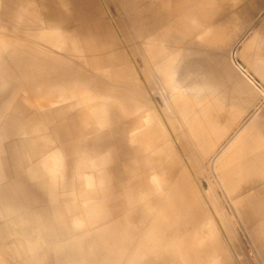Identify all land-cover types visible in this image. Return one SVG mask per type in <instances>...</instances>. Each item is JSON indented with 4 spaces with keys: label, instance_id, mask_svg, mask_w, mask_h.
Instances as JSON below:
<instances>
[{
    "label": "rangeland",
    "instance_id": "rangeland-1",
    "mask_svg": "<svg viewBox=\"0 0 264 264\" xmlns=\"http://www.w3.org/2000/svg\"><path fill=\"white\" fill-rule=\"evenodd\" d=\"M8 1L12 17L18 16L20 10L25 11L22 7L25 0ZM93 1L99 4L100 12ZM48 2L50 5L53 2L55 10L60 9L58 0ZM67 3L71 5L66 7L68 10H60L68 18L63 26L66 35L82 39L83 35L91 34L99 38L95 43L109 46L103 40L109 38L110 29L121 54L116 57V66L110 65L111 68L85 66L78 56L68 54L67 59L55 61L70 73L65 72L68 78L53 79L50 69H43L39 60L42 57L30 48L25 54L32 57L35 74L43 75L31 79L21 73L24 67L20 64L17 68L19 63L11 62L10 54L5 53L0 84L6 76L10 81L5 84L7 91L0 94V264H264V201L249 199L247 209L229 207L231 201L222 191L219 179L214 178L208 156L195 160L194 177H182L186 160L196 153V146L189 143L179 120L182 113L176 112L167 93L169 88L161 81L158 65L145 47L151 36L166 33L160 0H67ZM229 7L228 1L222 8L223 13ZM19 25L27 32L23 37L39 38L37 23L22 21ZM217 25L221 29L219 14ZM177 46L173 47L174 54L183 49ZM171 53L170 48L165 49L159 60L170 58ZM212 54L215 53H202L201 80L198 79L209 87H218L219 84L205 83L207 70L215 76ZM189 57L190 54L186 64ZM144 58L146 68L141 60ZM126 62L134 67L137 77L140 74L138 80L145 95L140 102L144 106L148 103V108L155 107L152 111L157 118L153 122L152 140L145 137L142 118L150 110L144 113L123 110L113 101L109 106L108 96H114L115 90L108 88L102 73H118ZM230 64L234 70L230 72L231 77L240 86L238 66ZM82 73L90 76L91 82L88 77L84 81L78 79ZM174 76L180 78L177 73ZM175 81L172 78L171 88L193 86L182 80ZM76 83L78 86L86 83L90 91L101 93L99 96L107 102L103 100L104 105L89 102L85 108L75 99L62 96L61 101L65 103L42 108L31 103L39 99L36 95L29 100L28 91L32 94L40 88L63 86L70 90ZM123 87L120 85L119 93L128 96L130 88L126 91ZM239 91L246 92L240 87ZM232 95L229 88L223 92L224 99L229 101ZM233 99L238 97L233 95ZM226 107L229 111L230 104ZM80 108L88 113L87 124L82 123ZM161 108H168L169 113ZM156 174L164 180L159 182L162 188L157 184ZM168 180L173 183L165 187ZM178 181L185 186L184 202H177V214L165 222L159 214L166 205L169 212H174L171 187L173 190ZM253 188L251 185L246 191L237 189L234 195L237 204L246 201L248 196L253 198ZM211 189H216L213 200L206 193ZM233 212L248 213V216H234Z\"/></svg>",
    "mask_w": 264,
    "mask_h": 264
},
{
    "label": "bare ground",
    "instance_id": "bare-ground-1",
    "mask_svg": "<svg viewBox=\"0 0 264 264\" xmlns=\"http://www.w3.org/2000/svg\"><path fill=\"white\" fill-rule=\"evenodd\" d=\"M186 1L187 0H160L161 2L160 4L162 8V16H161L162 19L161 20H163L162 25L164 26V28H166L165 36L155 34L154 36H151L152 39L151 37L149 38L151 39V41L147 40L149 42L145 43L146 52L148 51V53L151 56L152 61L156 63L155 65L156 66L158 65L156 68L159 72L161 81L165 83L166 85L165 84L164 85L168 87L170 90V91L167 90L168 91L167 93H169L171 100L176 106L174 107L175 110L177 108L176 112L182 113L181 117L180 118L178 117V118L183 123V127H185L186 129V137L189 140V143L196 146V153H194L193 156L189 157L188 161H186L187 168L184 167L185 169H183L182 171V177L183 178L185 177L186 179V177L195 176V173H196L195 172V167H196L195 160L199 159L202 154L203 156H204V153L206 154V156L214 155L210 163L212 174L214 175V178L219 179L218 182L222 185L221 187L222 191L228 195V199L231 201L230 203H228L229 207L234 208V209L246 207L247 209L249 206L247 202H250L248 197L245 199L246 201H244L243 203L237 204V201L235 200L234 195L236 194L237 189H238V192L240 189H244L243 191H246L247 189H249V186H251L250 177H251L252 172L250 171L251 169H249L248 167H250V165H252L253 162L251 164H248L247 165L248 167H246L243 170L242 169L240 170V168H238L237 165L232 163L233 158L231 157V152H232L231 150L233 149V145L235 144V142L234 143L228 142V144L223 149L217 150L218 152L215 153V144H216L215 141L216 139H218V135L219 137H222L223 135H226V133L229 132L228 130L230 129V126H228L230 125V122L222 120L223 118L225 119V117H223L222 115L227 114V107L223 105L224 102H219V100L215 97L217 95L216 86L210 85L209 87L205 84H202L199 81V79L201 78L200 73H199V64H201L204 59L202 56V53L204 51H210L213 44H215L216 42L215 39L220 37L218 35H223V31L217 25L218 13L215 12V10H213L214 8L213 4H215L217 0H201V3L200 2L195 3L198 0H191L188 4L184 3ZM93 2L95 3L96 9L100 12L101 9L98 6L99 4L96 1H93ZM66 3H67V0H58L60 9L58 8L57 10H55L53 8V2L50 5L48 0H25L22 4V7L24 8L26 12L23 10L22 11L20 10L19 14H21V16H19L18 14V16L12 17V14L9 10V6L11 5L9 1L0 0V69H1L2 59L6 57L5 53H8L10 54L11 62H15V64H17V62L19 63V65H16L17 68H19L20 64L24 67L23 68L24 71H22L21 73H24L26 76L31 77V79H35L37 75H39V77H42L43 76L42 73L35 74L36 66L34 64V61L31 60L32 57L25 54V51H29L30 48L33 49V52H35L37 56L42 57V58H39V60L43 63V69L45 68L47 70L50 69V72L52 76L54 77V78L52 77L53 79L55 78L58 79L61 77L66 78V79L68 78V75L65 73L67 71H64L62 64H57L55 62V61H63L67 59L68 54H70V56H74V55L78 56V58L81 60L80 62L83 63L85 66L86 65L96 66V67L97 66H110V65L116 66V62H117L116 57H118L119 53L121 54V49H120V46L117 44L115 37L113 36L110 29H109V34H108L109 38L107 40L105 39L103 40L105 42L108 41L109 46L106 45L105 43H102V44L95 43L96 39H99V38H94L91 36V34L83 35L82 39L81 38L78 39V38H75L74 36L66 35V33H64L63 26L65 25V19H68V18L64 17V14H62L60 10L61 9L66 10L67 9L66 7L71 6L68 3H67L68 4L67 6ZM100 14L102 17V13ZM14 19L17 21L15 22ZM21 20L24 22L37 23L39 26V31H38L39 38L32 39V37H29V36L28 38L23 37V34L27 32H25V30L22 29L23 26L19 25L22 22ZM18 26H21V28H19ZM217 33H220V34L217 35ZM183 37H185L189 41V44L187 45V53L183 59V60L187 59V57L190 54L191 58L189 57L190 58L189 64H186V60L183 63V60L179 59L180 57L179 52H176V54H174L172 51L174 49L173 47H175L176 45H178L177 47L180 49V47L182 46L181 43H182ZM108 48L110 49L109 50L110 54L107 53ZM169 48L171 49V52H172L170 54V58L169 56L167 57L165 55L166 56L165 60L161 62V59L159 60V58L161 57L160 54L163 53L165 49L168 50ZM113 49H114V53L112 51ZM70 51L72 53H69ZM35 54L33 56H36ZM106 55L108 56L111 55V56L107 57ZM23 57H25L26 59H23ZM144 59H141L143 60L142 61L144 64L143 67H145V64H146V59L145 60ZM108 70H109V67H108ZM148 70L146 72H149ZM135 73L136 72L134 71V67L130 63H127V62L124 66H121L118 73H115V72L111 73V71L102 73L104 74L103 75L104 79L107 78V81L109 84L108 88L112 87L113 90H115L114 96H108L109 106H110V102L113 101L115 105H118L120 108H123V110L125 108V109H128L129 111H136L138 113H144L150 110V112L143 114L144 117L142 118H144L145 120L143 124V126H145L146 128L145 137H150L152 140V137H153L152 133L154 132V131L152 132V128L155 127L153 126V122L156 121L155 119L157 118V114H155V111H152L154 110L152 109L154 107L153 105H152L153 106L152 108H148L150 106L148 103L145 104L144 106L140 102L141 101L140 98L142 99L144 98V97H141L142 95H144L143 94L144 91H143L142 83L140 82V80H138V77H140V74L137 77ZM176 73L180 76V78L174 76V74ZM143 76L147 77V75H143ZM6 77H5L4 82L0 84V94L4 92V90L7 91L8 89V87L5 84H8L7 81H10V80ZM87 77H88V82H91V77L87 75L84 76L83 73L81 77L79 78L77 77V78L82 79L84 81L87 79ZM172 78H175L176 83L177 82L180 83L182 80V82L184 83L187 82L188 85L192 83L193 86L191 87L187 86L182 89L179 87H178L179 89L171 88L170 84H172L171 83ZM175 82H173V84ZM76 84L77 85L73 89H70V90L66 86H63V87L60 86L61 88H58V87H53L50 89L40 88V90H36V91L33 90L32 94H30V92L28 91L29 100L31 97H34V95H36V97H39V99L31 103L36 105V107L39 106L42 108L53 106L58 103L61 104L62 101L65 103L64 100L61 101V99H63L62 96H68V98L71 100L75 99L76 102L80 103L85 108L87 107L89 102L90 103L97 102L98 104H103V105L105 104L104 97L99 96L101 93L99 95H97L96 93H93L87 88V86L85 85L86 83L83 84L84 86L83 85L78 86V83ZM120 85H124L125 87V88L123 87L124 89L130 88V90H128L129 91L128 96L124 95L125 96L124 97L122 93L121 94L119 93ZM37 86L39 87V85ZM73 86L74 85H72V87ZM108 88L106 87V90ZM95 90H97V88ZM121 90L124 91L123 89ZM126 91L125 93H127ZM105 98H107V96ZM173 103L171 102L170 106L171 105L173 106ZM164 104L169 105L166 103ZM170 106H169V109H171ZM109 109H112V108H109ZM169 109L167 108L166 110H162L161 108L162 111H166V112ZM80 111H81V118H83V121H84V122L82 121V123L87 124L88 113L81 110V108H80ZM97 111L99 110L97 109ZM167 113H169V111ZM167 113H165V116ZM168 117H165V119H167ZM3 119L1 118V120ZM155 131H157V129ZM157 133L158 131L156 132V134ZM156 137H158V135ZM256 145H258V149L262 152V155L261 156L259 155L260 157H258L257 169L255 172L256 178L259 180V179L264 178V145H261V144H256ZM248 146L251 147L252 145L249 144L247 145V147ZM180 150L183 153V150L181 148ZM185 152L188 153L187 151L184 150V153ZM177 158L180 160L179 156H177ZM222 160H224V162L226 163L223 164ZM249 161H252V160H249ZM149 165H152V164H149ZM208 168L210 169V167ZM154 170H155V167L153 168L152 171ZM158 174H156V177L159 179L157 181L158 182L157 184L159 186L161 185V188H162V185H163L162 183L164 182V180L160 178ZM160 179L162 180L161 184L159 183ZM166 183L167 185L164 183V185H166L165 187L169 186L173 182L171 183L168 180L166 181ZM174 184H175L174 185L175 187L173 188V190L171 187V191H173V196H174V203H173L174 212L170 211L171 212L170 213L169 208L166 205L165 207H163L164 208L163 211L160 210L162 213L159 214V216L165 222H170L169 216H175L177 214V202L183 201V197L185 193L183 191V188H185V186H182L180 181ZM161 188L159 187L158 189H161ZM212 189L208 191L209 193L206 191V193L211 198L206 193H205L206 195L204 194L207 199L210 198L211 200H213L212 198V196L214 195L213 192L216 189H214V191ZM180 195H182V197ZM171 200L173 199L171 198ZM255 200L256 201L254 202L261 201L260 199H255ZM166 202H167V199H166ZM235 212H233L232 215L242 216V217L248 216L247 215L248 213L238 212V214H236L237 212L236 213ZM246 222L248 221L246 220ZM212 225L214 224L212 223ZM170 233H171V230H170Z\"/></svg>",
    "mask_w": 264,
    "mask_h": 264
},
{
    "label": "crops",
    "instance_id": "crops-1",
    "mask_svg": "<svg viewBox=\"0 0 264 264\" xmlns=\"http://www.w3.org/2000/svg\"><path fill=\"white\" fill-rule=\"evenodd\" d=\"M228 1L229 10L223 13L222 8ZM197 2L201 3V0L195 3ZM213 7L219 14V25L223 29V35L217 33L220 37L215 39L217 44L215 42L210 50L215 53L212 55L215 56L213 58L216 71L215 76L210 75V70L206 71L205 83L219 84L215 97L219 102H224L225 106L230 104L229 112L227 108V114L222 115L225 117L223 121L230 122L228 125L230 130L226 135H220L222 137L218 135L215 153L223 149L228 142H235L236 146L233 145L231 150L232 163L243 170L253 162L248 168L252 172L250 180L254 186V197L248 196V199L264 201V178L258 180L255 175L258 157L262 155L256 144L264 145V0H217ZM182 41L183 49L179 53V59L183 60L187 53L188 40L183 37ZM231 62L238 66L241 76L237 80L240 86H236L235 77H231L230 72L234 73ZM239 87L246 92L239 91ZM228 88L231 94L238 97L237 100L233 99V95L230 101L224 99L223 92ZM249 144L252 146L248 148ZM213 156H208V160H212ZM206 157L204 153L199 159ZM222 163L226 162L222 160Z\"/></svg>",
    "mask_w": 264,
    "mask_h": 264
}]
</instances>
